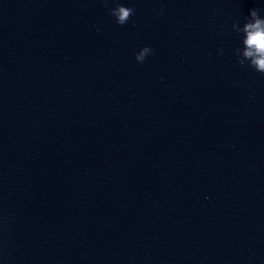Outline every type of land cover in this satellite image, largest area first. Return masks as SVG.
I'll use <instances>...</instances> for the list:
<instances>
[{
	"label": "clouds",
	"instance_id": "1",
	"mask_svg": "<svg viewBox=\"0 0 264 264\" xmlns=\"http://www.w3.org/2000/svg\"><path fill=\"white\" fill-rule=\"evenodd\" d=\"M105 3L107 4L108 0H105ZM133 14L134 9L119 3L110 9V15L115 17L118 25H125ZM232 30L237 34H242V50H235L238 63L244 66L247 62L248 66L256 72L264 74V16L260 15L258 9L253 8L243 25L241 26L239 21H236L232 24ZM150 54H152V49L145 46L135 55V60L143 63Z\"/></svg>",
	"mask_w": 264,
	"mask_h": 264
}]
</instances>
